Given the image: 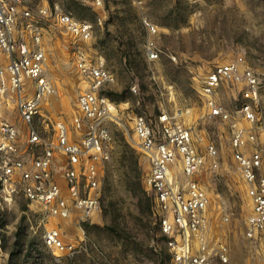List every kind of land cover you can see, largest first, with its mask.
Instances as JSON below:
<instances>
[{"label": "rangeland", "instance_id": "obj_1", "mask_svg": "<svg viewBox=\"0 0 264 264\" xmlns=\"http://www.w3.org/2000/svg\"><path fill=\"white\" fill-rule=\"evenodd\" d=\"M28 5H57L94 23L92 38L83 41L51 21H41L44 72L55 91L40 111L68 123L82 116L77 96L86 84L77 61L82 56L102 59L113 74L103 89L111 103L106 123L110 159L101 180L100 209L80 223L74 216L52 217L20 194L8 196L0 185V264H170L146 185L150 163L135 142L137 114L145 115L157 133L159 114L190 127L194 145L205 154L197 179L209 195V237L212 243L222 241L228 254L226 262L213 259L211 264H264V238L251 241L245 235L251 202L232 159L230 124L207 115L200 93L203 78L215 65L242 57L241 64L261 78L256 107L264 122V0H104L102 10L90 0H31ZM144 19L155 25L154 34L147 31ZM148 38L162 50L151 62L144 54ZM241 87L224 83L218 98L249 126L239 112ZM5 112L25 129L12 99ZM36 122L46 128L41 118ZM259 123L252 126L264 155ZM70 128V139L80 140L84 128ZM209 142L217 148V166L206 151ZM170 171L184 182L180 157ZM46 227L59 228L75 251L48 248L42 239Z\"/></svg>", "mask_w": 264, "mask_h": 264}, {"label": "built area", "instance_id": "obj_2", "mask_svg": "<svg viewBox=\"0 0 264 264\" xmlns=\"http://www.w3.org/2000/svg\"><path fill=\"white\" fill-rule=\"evenodd\" d=\"M30 1L0 0V185L8 196L20 194L52 217L74 216L80 223L101 206V180L110 159L106 123L111 119V103L103 89L112 82L113 74L102 59L80 57L77 69L86 84L77 96L82 116H74L68 123L42 114L41 103L55 87L44 72L41 21H51L83 41L92 38L94 23L57 5L32 8ZM90 1L93 7L104 8V0ZM144 25L149 33L156 32L150 21L144 19ZM161 53L156 41L148 38L144 44L146 60L155 61ZM242 60L238 57L215 65L203 78L200 93L207 115L230 124L232 159L251 202L245 235L253 241L264 238V155L252 125L260 121L258 129L264 135V122L256 107L261 78L253 68L242 65ZM224 83L242 86L239 112L249 126L219 100L218 90ZM10 99L15 102L18 120L25 124L22 131L5 112ZM39 118L46 122L45 129L37 125ZM158 122L157 133L145 115L137 114L133 129L136 145L150 163L146 185L153 196L170 264H211L213 259L226 262L225 244L210 240L209 195L197 179L205 154L194 145L190 127L166 114H159ZM70 125L76 130L84 128L80 140L70 139ZM206 151L217 166L215 144L207 143ZM177 157L182 163L183 183L170 171ZM42 239L48 248L66 254L75 251V245L64 241L57 227H46Z\"/></svg>", "mask_w": 264, "mask_h": 264}]
</instances>
